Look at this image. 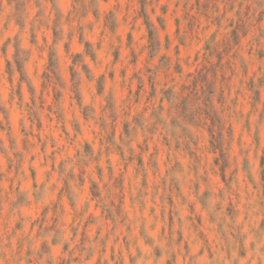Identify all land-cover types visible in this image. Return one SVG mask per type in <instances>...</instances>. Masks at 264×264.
<instances>
[{"label":"clouds","instance_id":"obj_1","mask_svg":"<svg viewBox=\"0 0 264 264\" xmlns=\"http://www.w3.org/2000/svg\"><path fill=\"white\" fill-rule=\"evenodd\" d=\"M0 264H264V0H0Z\"/></svg>","mask_w":264,"mask_h":264}]
</instances>
